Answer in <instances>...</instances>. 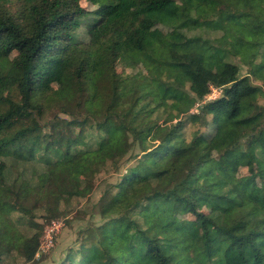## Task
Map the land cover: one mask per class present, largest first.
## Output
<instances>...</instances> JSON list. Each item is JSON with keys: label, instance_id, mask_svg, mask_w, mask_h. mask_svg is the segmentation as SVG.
Instances as JSON below:
<instances>
[{"label": "trees", "instance_id": "1", "mask_svg": "<svg viewBox=\"0 0 264 264\" xmlns=\"http://www.w3.org/2000/svg\"><path fill=\"white\" fill-rule=\"evenodd\" d=\"M124 1L87 11L80 0H0V91L2 81L7 87L0 93V191L13 196L12 204L0 205V239L35 216L40 191L66 203L78 194L81 177L44 143L45 128L58 122L76 138L74 150L85 146L90 163L112 159L119 171L129 152L126 160L134 162L113 185L116 193L101 195L108 216L92 230L93 240L81 238L57 264H264L257 184L264 190V112L254 111L264 90L240 76L230 51L240 47L239 60L255 61L264 79V0H178L172 12L168 0H136L122 25ZM201 4L209 13L198 14ZM156 26L171 28V35L154 39ZM117 61H143L158 76L172 70L173 80L162 94L142 93V77H116ZM57 82L64 96L53 91ZM211 87L222 93L205 101ZM148 96L157 107L170 100L176 114L147 120L154 111ZM188 100L197 113L181 106ZM49 115L52 122L45 121ZM214 115L224 150L210 173L203 167L209 148L197 154L183 129L195 127L194 135ZM252 159L256 173L232 175ZM185 215L192 224L180 220ZM38 247L32 232L16 253L30 262Z\"/></svg>", "mask_w": 264, "mask_h": 264}, {"label": "rangeland", "instance_id": "2", "mask_svg": "<svg viewBox=\"0 0 264 264\" xmlns=\"http://www.w3.org/2000/svg\"><path fill=\"white\" fill-rule=\"evenodd\" d=\"M136 0H125L124 1V15L120 19V23L124 25L130 18V14L133 10V6ZM106 0H80V5L87 11H94ZM180 2L178 0H168L167 10L169 12L179 10ZM209 13V10L205 5H199L198 14L204 15ZM258 16H261L259 10H255ZM154 39L169 37L172 33L171 28L165 26H156L151 31ZM193 33V30L189 34ZM218 33L210 34V37H217ZM82 37V35H81ZM82 38H85L83 36ZM264 38L259 39L260 42H263ZM230 51L233 55V61L238 62L240 66V76H248L251 80V83L254 85L261 86L264 90V79L257 73L256 62H251L248 65H243L240 59L241 48L238 46L231 47ZM209 54L208 49L205 50V55ZM204 65L207 69L216 71L217 67L211 61L206 60ZM116 77L121 79H138L143 78L142 93H148L149 95L153 94H162L165 92L167 85H169L173 80V71L165 70L161 73V76H158L152 65H147L143 61H137L135 63H125L124 61H117L116 65ZM181 77L184 78L185 74L183 71H179ZM152 82L151 85L149 82ZM150 84V85H148ZM2 89L0 93L3 95L7 92V87H5V82H1ZM53 91L59 97L66 94V89L62 83H54ZM211 92V91H210ZM222 90L218 89L216 94H221ZM189 96H191L189 94ZM212 96V92L205 96L204 100L208 101L209 99H215ZM210 97V98H209ZM217 98V97H216ZM147 102H154L151 100V97H147ZM150 99V100H149ZM195 103H192L191 100H188L186 103H182L181 106L187 110L189 108V113H197V108ZM158 102L150 103L153 113L149 115L147 120L156 121L162 123L164 119L169 117V114L175 115L176 112L171 106L172 102L168 100L164 106L157 107ZM256 107L255 112L263 109L264 112V95L261 96ZM61 117V116H60ZM103 117V111L97 114V119ZM52 115L47 116L45 121L52 122ZM178 119L174 120V122ZM218 122V116H210L209 120L203 127H198L196 133L193 135L195 129H187L188 126H184L185 138L189 140H195L194 147L197 154L203 151L206 147L210 150V156L203 163V167L206 170H209L210 173H213L215 169L219 168L218 158L224 147L218 141L216 136V125ZM197 127V126H196ZM192 132V133H191ZM191 133V134H190ZM44 143H48L50 153L57 154L64 163L74 169L77 175L81 177L82 184L78 190L77 196H75L69 203H66L59 194H51L47 191H40L38 203L35 207V216L25 219L22 224L21 222L17 224L16 230L3 233L0 239V264H57V262L62 259L69 248H75L78 245V242L81 238L92 241V230L96 227L104 224L107 221L108 212L105 208H101L99 200L101 195L106 191L110 196L111 193H116L117 189L113 187L117 183L125 172V168L129 165H132L134 161L128 162L127 157L129 154L123 158L122 161H125L121 164L120 170L116 171L112 159H106L103 164L90 163L89 155L85 152V146H78L75 150L72 148L73 141L75 137L71 132L65 130L62 126L56 123L54 127H46L43 132ZM69 147L70 153L66 154L65 151ZM2 158L0 157V163ZM210 161H213V165L210 164ZM185 167H180L177 171L178 175H182L185 172ZM256 173V160L252 159L251 163L248 166L241 167L237 170L236 173L232 175L234 177H242L249 175L250 173ZM257 184L259 187L260 201L264 203V190L262 189L263 183L257 179ZM111 185V188L109 186ZM109 188V189H108ZM162 188H158V191ZM119 197V196H118ZM13 196L8 193L0 191V205L12 204ZM204 209V208H202ZM192 218L190 216H182L180 220L184 224L191 223ZM12 220L18 221L19 215L12 213ZM61 223V228L55 234L53 240V246L47 251L38 250L33 259L30 262H24L23 259L17 255L16 249L20 247L23 242L26 240L28 234L36 232L39 240L41 239L44 229L51 225L52 223ZM192 224V223H191ZM27 230L24 231L23 229ZM251 226L247 227L245 231H249Z\"/></svg>", "mask_w": 264, "mask_h": 264}, {"label": "built area", "instance_id": "3", "mask_svg": "<svg viewBox=\"0 0 264 264\" xmlns=\"http://www.w3.org/2000/svg\"><path fill=\"white\" fill-rule=\"evenodd\" d=\"M218 89L219 88L211 87V92H212V96L211 97H213L215 99H216V97L217 98L220 97L221 94H218V96L216 94V91ZM208 95H207V97H208ZM210 100H214V99H209L208 101H210ZM197 106L198 105L196 104V108H197ZM60 228H61V223L60 222H58V223H52L51 225H48L44 229L43 235H42L41 239L39 240L38 250H40V251H47V250H49L53 246V240H54L53 238H54L55 234L59 231Z\"/></svg>", "mask_w": 264, "mask_h": 264}]
</instances>
